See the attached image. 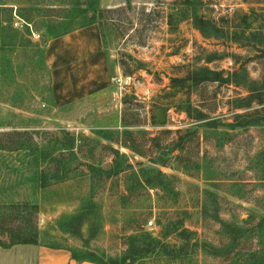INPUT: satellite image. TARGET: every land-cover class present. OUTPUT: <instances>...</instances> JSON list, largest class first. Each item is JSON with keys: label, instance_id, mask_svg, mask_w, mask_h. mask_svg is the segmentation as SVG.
<instances>
[{"label": "rangeland", "instance_id": "374dc122", "mask_svg": "<svg viewBox=\"0 0 264 264\" xmlns=\"http://www.w3.org/2000/svg\"><path fill=\"white\" fill-rule=\"evenodd\" d=\"M0 1L8 4L2 8L12 7L13 14L16 13L0 37V133L28 130L35 133L39 146L54 140L63 142L69 133L79 139L81 158L101 161L100 167L108 168L111 152L103 145H111V142L105 136L117 138L130 130L138 141L144 138L148 143L157 132L148 124L150 114L148 116L147 112L151 104L157 101L170 77L180 69L178 65H188L198 59L203 64L201 59L209 53H216L215 61L208 64L210 68L224 73L225 77L238 71L236 80L244 82L245 76L249 77L254 82L253 88L259 89L264 97V58L258 47L251 43L239 47L227 41L223 44L205 39L189 22L170 31L166 16L175 0H97V6L110 11L96 19L103 23L107 36L110 88L104 99L95 96L86 105L57 109L51 99L52 78L45 63L44 41L89 22L91 12L77 17L78 13L89 9L87 0ZM203 1L205 14L216 19L264 6V0H250V3L244 0ZM6 10L1 9V19L8 15ZM121 61L129 74H125ZM126 95L133 97L126 117L133 122V117H137L135 126H122ZM246 95L241 87L218 83L208 84L201 91L200 97L207 101V107L215 109L211 116L218 119L217 129L199 127L204 140L199 144L197 141L187 144L184 158L190 159L191 164L198 162L204 166L211 178L202 179L200 173V178L188 176L177 169L179 163L158 166L180 179L177 188L181 195L177 204L161 203L157 192L149 190L127 208H122L115 195L123 190V186L114 185L116 179L107 181L105 187L100 183L92 187L88 176L42 188L36 157L29 151L6 150H0V203L30 201L37 204L42 245L56 241L55 244L68 248L69 254L89 255L107 264L121 262L133 221L145 224L152 220L156 224L164 208L168 212H174L176 207L188 208L192 215L187 226L198 231L201 240L215 245L217 251L215 249V254L200 253L195 263L189 259L176 264H245L248 258L245 254L258 249V245L256 239L250 237V241L245 242L247 237L244 235L253 234L254 228L257 231L256 226L264 216V105L250 109L251 112L259 110V114L245 118L259 120L258 125L230 129L227 124L233 122V116L228 112L227 102ZM193 99L196 100V96ZM133 108L138 110L135 112L140 111L138 116H133ZM168 119L172 131L200 123H191L186 114H179L174 109L168 112ZM146 130L150 134L144 136ZM174 137L175 134L162 135V145H165L164 140ZM112 145L127 153L133 164H149L145 158ZM145 148L148 150L147 145ZM193 174L197 172L193 171ZM202 190H209L219 197L216 212L210 213L207 219L203 218L198 200ZM81 212L84 214L81 218L71 219ZM226 221L239 225L241 229L237 231L243 235L239 238L240 252L230 255H225L223 224ZM61 223L71 227L72 232H63ZM143 230L155 233L158 228L143 226ZM42 245L0 247V264H39L41 256L47 261L53 254L52 249ZM145 264L155 263L148 260Z\"/></svg>", "mask_w": 264, "mask_h": 264}, {"label": "trees", "instance_id": "16d2710c", "mask_svg": "<svg viewBox=\"0 0 264 264\" xmlns=\"http://www.w3.org/2000/svg\"><path fill=\"white\" fill-rule=\"evenodd\" d=\"M244 1L250 3V0ZM6 5L8 4L0 1V13L1 9H7L6 13L8 14L5 18L1 19L0 17V37L2 34L4 35L13 15H16V13L13 14L12 7L2 8ZM86 5L89 6V9L78 13L77 17L80 15L81 18L82 15L91 12L90 21L75 29L97 23L106 49L105 27L98 20L101 19L100 17L104 13L110 11L97 6V0H87ZM203 7V0H175L166 16V23L170 31H175L178 25L183 22H189L205 39L221 41L223 44L227 41L228 43L237 44L239 47H244L245 43H251L254 47H258L257 49L262 53L261 58H264V6L259 10L250 8L247 12L236 11L231 17L217 19L207 16ZM96 19H98L97 22ZM60 20L65 19L60 17ZM71 31H65L62 34L46 38L44 41L45 48L52 39ZM215 57L216 53H209L206 58L201 59L203 64H200L198 59L194 63L177 66L180 69L170 77L168 86L158 96L157 101L154 100L147 112L148 116L150 114L149 126L157 129L155 136L148 139V143L144 138L138 141V137L130 130L124 131L117 138L105 136L111 142V145H100L111 152L112 161L108 168H101V161L94 162L90 157L81 158L79 156V139L69 133H67L68 138L63 142L54 140L52 143L42 146H39L35 140V133L28 130L0 133V150L31 152L36 157L35 162L41 169L40 185L42 188L88 176L91 179L92 187L96 183H100L102 187H105L107 181L116 179L114 185L117 187L119 185L123 186L122 191L116 195L114 194L122 208H127L131 202L143 196L149 190L157 192L161 203L172 202L177 204L181 195L177 188L180 179L175 175L163 172L158 166L169 167L171 164L179 163L180 168L177 169L188 176L200 178V173L202 179L209 180L208 178H211L204 166H200L198 162L191 164L190 159L184 158L187 144L193 141H197L199 144L200 140H204V136L199 133V127L208 130L217 129L218 119L211 116L215 109L208 108L207 101L200 97L203 88L208 84L218 83L219 85H235L247 92L246 96L234 97L227 102L228 112L233 116V122L227 124L230 129L258 125L259 120L254 118L246 120L245 118H251L255 114H259V110L256 109L251 112L250 109L256 105H264L263 95L259 89L253 88L254 82L249 77L245 76V81L239 82L236 80L238 71L233 74L229 73V76L225 77L224 73L210 68L208 64L214 62ZM120 65L123 67L125 74H129L124 62L121 61ZM193 96H196V100L193 99ZM132 98V96L126 95L123 100L125 106L122 126L124 127L138 124L137 117L134 118L133 116H138L140 111L135 112L138 110L134 108V114L133 116L131 114L130 118L133 117L135 121L127 119L126 111L129 108L128 105L132 103ZM198 98L199 100H197ZM171 109L179 114H186L191 123H200L198 126L192 125L194 127L179 128L172 131L168 126L170 122L168 112ZM238 110L244 112L237 113ZM241 119L245 121H240ZM146 134H150V132L144 131L143 135ZM170 134H175L174 139L164 140L165 145L163 146L161 143L162 135ZM14 137H17L18 140ZM112 143L145 158L149 164L145 165L143 162L133 164L128 154L121 152ZM145 145H147L148 150H146ZM176 152L178 153L175 154ZM82 168H85V170L81 171ZM78 171L80 173H74ZM193 171H196L197 174H193ZM198 200L201 201V212L204 219H207L210 213L216 212L219 203V197L216 194L209 190H202ZM172 208L174 207L170 209ZM176 208H174V212H168L164 208V212L155 224L158 228L155 233L143 230V226L146 228L147 223L140 224L133 221L131 234L125 244L126 250L119 264H145L148 260L155 264L163 261L167 264H176V262L184 263L189 259L195 263V258L200 253L215 254V245L201 240L198 231L191 230L187 226L186 222L192 215L188 208ZM39 212L38 205L30 201L0 203V247L9 249L20 245H42L38 224ZM83 215V212H81V214L73 216L71 219L81 218ZM134 216L135 214H132V217ZM60 226L63 232H72L71 227L66 226V224L61 223ZM256 227H258V230L256 231L254 228L252 230L253 234L249 236L248 232L247 235H244L245 238L247 237L245 242L250 241L248 238L250 237L252 240L256 239L258 245V249L245 254V257H248L246 262L244 261L245 264H264V216L261 217ZM223 229L226 236L225 250L227 252H225V255L240 252L241 240L239 238L243 235H240L237 230H240L241 227L234 222L226 221L223 224ZM55 243L58 242H49V244L43 245L51 249H68ZM71 255L77 263L107 264L101 259L89 255L80 256L72 252ZM115 263L117 262L115 261Z\"/></svg>", "mask_w": 264, "mask_h": 264}, {"label": "crops", "instance_id": "0c3cea01", "mask_svg": "<svg viewBox=\"0 0 264 264\" xmlns=\"http://www.w3.org/2000/svg\"><path fill=\"white\" fill-rule=\"evenodd\" d=\"M45 51V63L51 70V99L55 108L86 105L95 96L104 99L110 88V67L98 24L52 39ZM52 253L47 261L41 256L39 264H95L77 263L63 249H52Z\"/></svg>", "mask_w": 264, "mask_h": 264}, {"label": "built area", "instance_id": "2783aa9c", "mask_svg": "<svg viewBox=\"0 0 264 264\" xmlns=\"http://www.w3.org/2000/svg\"><path fill=\"white\" fill-rule=\"evenodd\" d=\"M15 25L18 26V23H15ZM146 227H150V228H152V227H156V225H155L154 222L151 220V221L147 222Z\"/></svg>", "mask_w": 264, "mask_h": 264}]
</instances>
